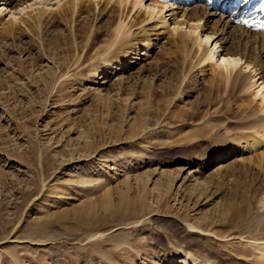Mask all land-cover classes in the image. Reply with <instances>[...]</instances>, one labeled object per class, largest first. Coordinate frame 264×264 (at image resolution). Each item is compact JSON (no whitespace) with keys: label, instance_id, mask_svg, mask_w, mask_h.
I'll list each match as a JSON object with an SVG mask.
<instances>
[{"label":"rangeland","instance_id":"1","mask_svg":"<svg viewBox=\"0 0 264 264\" xmlns=\"http://www.w3.org/2000/svg\"><path fill=\"white\" fill-rule=\"evenodd\" d=\"M65 1L49 0L43 10L55 13ZM13 2L0 0V264H173L170 248L181 245L213 248L223 264H234L232 256L238 264H263L256 245L237 239L245 236L240 226L221 217L223 207L232 213L252 196L264 210L258 168L234 164L236 157L208 170L196 163L238 138L241 105L264 107L257 76L239 98L229 96L228 110L217 108L228 90L211 83L213 70L225 73L236 64L248 73L252 66L228 60L221 70L220 48L210 38L214 59L193 78L181 68V49L163 45L164 34L141 63L149 72L139 84L112 79L99 86L96 54L111 38L86 37L104 19L20 26L31 9ZM150 12L142 8L138 20ZM153 16L142 27L173 28L168 12L163 26L156 10ZM10 21L16 30L8 32ZM198 31L194 36L204 40ZM114 52L104 73L116 66ZM207 109L216 112L209 116ZM256 137L264 139V132ZM187 161L193 162L188 168ZM183 223L216 233L211 245Z\"/></svg>","mask_w":264,"mask_h":264},{"label":"bare ground","instance_id":"2","mask_svg":"<svg viewBox=\"0 0 264 264\" xmlns=\"http://www.w3.org/2000/svg\"><path fill=\"white\" fill-rule=\"evenodd\" d=\"M1 1L4 6L14 3V0ZM48 1L16 0L19 8L25 5V8L29 7L31 9L29 13H26L27 19H20V26L28 21H30L29 24L39 26L41 22L46 21L61 25L64 21L69 20L68 22H71L73 19L91 18L98 23L104 19L102 28H95L86 37L87 42L94 38L95 35L98 36L101 32H104L105 36L109 34L108 36L111 38L105 49L100 50L96 54L99 64L102 65V70L97 71L99 73L98 77L101 78L99 79L100 81H103L96 85L102 86L112 79H114V84H121L124 87L129 86L131 83L139 84L143 75L149 72L146 65H141V63L148 57L151 49L152 51L154 50V45L164 39L163 35L165 34L168 35V38L163 45L167 44L171 48L178 47L181 49L183 62L181 68L187 71V74L185 71V75H191L193 78L200 79L201 73H203L202 65L214 59L213 49L207 48L210 38H214V46L218 45V49L220 48L219 57H221V62L217 65L218 68L224 66L228 60L236 63L237 61L243 62L246 67L252 66V72L248 73L244 72L241 66L238 68L236 64L231 65V68H226L225 73H217L213 70L214 74L210 80L211 83L220 85L224 90H228V95L217 100V108L228 110L229 96L232 95L239 98L241 93L248 87L254 86L255 82L253 80L257 76V81H260L259 86L262 85L264 89V18L257 20V25L254 29H248V24L242 22L245 18H248L251 22L255 21L258 14L264 13V0H151L146 7L142 4L144 0H66L58 7L55 13H47L43 9L48 6L46 4ZM188 1L190 3L187 5ZM234 2H236L237 8L233 9L231 6ZM27 3H29L28 6ZM142 8H147L151 12L146 14L145 19L139 21L137 16ZM134 9H136L135 12H133ZM155 10L156 14L160 15L158 20L160 22L163 21L160 23L161 26L165 24V18L162 16L164 11L169 13L173 23L171 30L166 29L164 32H158L156 26H154L155 28L142 27L143 23L155 19V16H153ZM179 19L181 21H178ZM37 20L39 23H35ZM79 20L75 22L79 23ZM200 23L202 25L199 27L198 24ZM6 24H9V26L6 25L5 31H13L15 29L11 21ZM0 26L5 25L0 23ZM183 26L187 32H185L186 30L184 32L178 31V28ZM197 31L204 35V40H201V36H198V34L194 36ZM149 38L152 43L145 44V41H148ZM111 50L115 52L117 50V54L114 52L116 57L113 58L116 66L112 70L110 69V73H104L105 68L111 67L109 64L110 59H107L110 57L109 52ZM125 73H128V75L126 74L125 76ZM182 80L184 79H181L180 84H183ZM207 99L203 104L208 108L212 102ZM262 100L264 101V96ZM250 105V101L246 106L241 105L243 111L236 117L237 132L235 131L234 133L239 134L237 135L238 138L236 137L233 142L231 141L233 144L229 145V147H214L203 156L196 158L199 169L208 170L217 164H223L227 160L229 161L236 157L235 160L237 161L233 162L234 164L237 162L244 165L245 163L253 164L263 176L262 180L261 178L260 180H264V139L259 140L256 137V135L258 136V134L264 132V107L262 105L252 109ZM207 112V115L211 116L216 111L207 109ZM221 114L219 115L220 117ZM211 128L215 129V126ZM190 163L187 161L183 165L188 168L193 164V162ZM188 175H192V173L189 172ZM259 187H261V190L259 189L256 194L261 195L262 193L263 195L264 183ZM250 199L249 204H246L245 200L239 204H234L232 213H229V209L223 207L221 210L222 222L231 221L234 224L237 223L240 226V230H242L241 234L245 235H238L237 239H246L252 242V245H256L264 264V210H257V201H253L254 196ZM183 225H186L188 232L200 242L208 243L210 241L209 237L216 235L213 231L203 232V230L189 223H183ZM222 239H225V237H222ZM210 245L208 243V246ZM221 247H225V244L221 243ZM213 251L215 250L210 247L207 250L196 246L181 245L175 249L170 248L168 257L174 261L173 264H223L212 255ZM230 258H232L234 264H238L237 257L232 256ZM167 261L165 260V262Z\"/></svg>","mask_w":264,"mask_h":264}]
</instances>
